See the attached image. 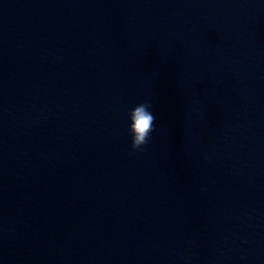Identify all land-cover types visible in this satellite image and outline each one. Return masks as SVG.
Returning a JSON list of instances; mask_svg holds the SVG:
<instances>
[{"label":"water","instance_id":"water-1","mask_svg":"<svg viewBox=\"0 0 264 264\" xmlns=\"http://www.w3.org/2000/svg\"><path fill=\"white\" fill-rule=\"evenodd\" d=\"M0 264H264V0H0Z\"/></svg>","mask_w":264,"mask_h":264},{"label":"clouds","instance_id":"clouds-1","mask_svg":"<svg viewBox=\"0 0 264 264\" xmlns=\"http://www.w3.org/2000/svg\"><path fill=\"white\" fill-rule=\"evenodd\" d=\"M127 117L129 121L128 135L131 139V150L128 155L131 157L142 151L144 146L149 143L156 118L150 103L137 104L127 113Z\"/></svg>","mask_w":264,"mask_h":264}]
</instances>
